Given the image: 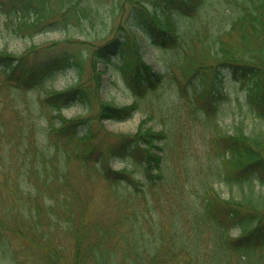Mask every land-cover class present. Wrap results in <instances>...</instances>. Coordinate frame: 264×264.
<instances>
[{
	"label": "trees",
	"instance_id": "obj_1",
	"mask_svg": "<svg viewBox=\"0 0 264 264\" xmlns=\"http://www.w3.org/2000/svg\"><path fill=\"white\" fill-rule=\"evenodd\" d=\"M224 2L229 8L227 12ZM118 3L125 9L127 4L130 5L129 28L121 27L120 34L92 49L93 68L101 76L100 73L105 72L107 67L101 68L100 64L107 65L111 55L119 53L115 69L120 70L132 94L144 96L157 88L163 79V73L155 71L144 57V39L158 49L183 46L186 33L181 32L182 25L190 24L199 10H208L210 3L208 0H119ZM214 6L219 8V12L224 8L219 28H215V22L212 25L217 35L209 37L206 47H203L206 53L202 55L197 54L193 45L190 46L192 50L182 58L186 66L183 76L191 82L194 92L201 99L214 103L216 109L215 102L224 98L220 86L224 75L234 73L240 79L247 77L250 82L245 95L246 114L262 120L264 0H220L218 4L212 3L210 8ZM92 8L90 0H0V13L9 20L12 31L28 38L48 28L76 31L78 28L70 25L68 20L74 18L78 21L82 15L90 17ZM227 21L229 27L221 30ZM195 41L196 38L194 44H197ZM58 43L44 45V48L32 44L19 54L2 49L0 82L18 97L22 90L35 89L61 71L71 68L80 70L81 65L87 62L86 55L82 53L79 56L75 50H61ZM94 81L97 84L95 87L91 86L92 82L84 83L80 78L61 91L43 88L41 101L51 107L54 114L50 125L43 115L44 126L36 125V128L43 129L42 139L33 143L25 135L19 144V157L24 159L31 154L29 160L32 158L35 164L33 166L29 160L25 162L26 168L31 163L27 169L28 179L32 177L34 182H26L16 190L18 201L13 202V196L9 194L0 203V259L10 257L16 264H264V192L255 191L252 186L242 188L239 196L221 197L213 178L195 172L189 165L187 173L190 177H187L193 185L190 184L188 193L190 206L185 207L183 214L187 217L177 215L176 219L172 218L167 232L163 223V228L158 222L154 225L142 223L136 215L137 209L123 218V222L131 223L129 231L111 232L88 215L82 218L81 223L75 224V215L68 205L69 196L61 188V185H67L64 174L69 171L71 158L75 156L66 154L64 145L57 138L86 140L91 138L94 119L100 123L104 119L124 121L140 110L138 101L119 106L103 99L94 116H66L63 109L77 102L92 111L91 101L103 86L102 81ZM242 102L238 100L240 110L245 105ZM143 119L136 132L111 131L112 140L99 148V154L96 153L98 147L88 143V139L85 146L87 153L76 156L83 164L91 159L94 166L99 164V172L110 179L112 186L126 192L124 202L134 201L137 197L133 194L135 189L137 193L142 189V196L149 201V189L168 172L165 143H168L170 133L150 126L148 117ZM3 124L1 120L0 125ZM232 128L233 132L220 134L225 147L216 151L219 160L218 166L216 163L213 167L217 172L216 178L230 186L241 187L258 179L259 184L264 186V127L258 125L249 131L245 127V119L241 118ZM55 133L57 135L53 139ZM11 140L9 137L8 141ZM39 158L42 160L40 163ZM111 158L130 161L135 167L142 168L143 176L138 177L126 166L123 169L112 167L107 162ZM16 168L21 169L20 166ZM6 172L0 170V174ZM54 180H58L60 187ZM5 183L15 188L19 181L12 185L7 179ZM137 183L141 184V188ZM146 205L148 210L152 209L150 202ZM61 231L72 239L70 254L60 240L56 241ZM232 231H236L235 236ZM10 235L26 239L24 251L27 250L28 256L22 262L18 261V252L8 254L12 244Z\"/></svg>",
	"mask_w": 264,
	"mask_h": 264
},
{
	"label": "rangeland",
	"instance_id": "obj_2",
	"mask_svg": "<svg viewBox=\"0 0 264 264\" xmlns=\"http://www.w3.org/2000/svg\"><path fill=\"white\" fill-rule=\"evenodd\" d=\"M90 1L93 7L90 17L82 15V18L78 20L79 22L74 18L68 20V23L77 27L78 30L64 32L59 29L48 28L32 38L16 35L9 26L11 25L9 20L3 13H0V51L6 48L19 54L32 44L44 48V45H51V43L58 41V47L61 50H75L79 56L84 53L87 57V62H84L83 66L81 65L80 70L61 71L54 78L49 79L45 84L35 89L22 90L18 97H16V93L5 88L7 85L0 82L2 93L0 95L2 96V99H0V121H4L3 126L0 125V132L2 131V134L0 133V170L8 171L5 174H0V203L9 194H11V197L13 196V202L15 200L18 201L16 190L26 182H34L32 177H30V180L28 179L27 169L31 163H29L27 168L25 166V162L30 159L31 154L21 159L19 157L21 151L19 144L21 140H24L25 135L33 143L35 140L39 141V138L42 139L43 129L41 127L36 128V125L44 126L45 120L50 125L54 112L51 107L43 105L41 101L42 96H44L42 93L43 88L67 89L80 78L83 79L84 83L92 82L91 86L93 87L97 85L94 80L96 82L97 80L102 81L103 86L91 101L93 107L91 112L88 111L87 107L77 102L63 110L67 116L74 117L87 114L94 116L99 111V106L102 104L103 99L119 106L130 104L137 99L140 110L124 121L104 119L100 123L98 119H94L95 122L91 125V138H87L86 140L57 138L64 145L63 149L66 154L69 153V155L75 156L71 158L69 171L64 174V177L67 178L65 180L67 185H61L66 195L69 196L68 199L70 201L68 205L72 207L73 214L75 215L73 218L75 224L81 223L82 218H86V215H88L91 216L92 220L98 222L100 226L104 227V229L106 228L111 232L117 233L116 231L120 230L129 231L131 223L123 222V218L137 209L136 215L142 223L146 222V224L154 225V222H158L162 228L163 223L166 226L163 229L167 232L172 218H175L177 215L187 217L186 214H183L185 213V207L190 206L188 193L190 184L193 185L189 180L190 175L187 173V165L197 173L207 174V176L212 177L214 185L219 192L218 194L221 197H229L230 195L239 196L242 188L247 189L252 186L255 188V191L261 190L264 192V186L259 184L258 179L247 182L242 187L239 185L230 186L227 183L219 182L216 178L217 172L213 169L216 163L218 166L219 160L216 158L217 149L220 150L225 147V142L220 137L221 133L225 131L229 133L233 132L232 126L241 118L245 119V127L249 131H252L258 125L264 127V119L256 120L255 117L246 114L247 102L245 101V95L250 80L247 77L240 79L234 73L225 74L223 81L220 82L221 94L224 98L218 103L217 101L215 102L218 106L216 109L214 103L207 102L204 98L201 99L199 94L194 92L188 78L183 76L186 66L183 64L182 58L184 59L185 54H188L192 50L190 46L193 45L197 54L202 55L206 53L203 47H206L205 44L209 37L217 35V31L214 29L219 28V19H221V14L224 13V8L219 12V8H216L217 6L210 8V5L212 3L218 4L220 0H208V3H210L208 10H199L193 16L190 24L182 25L181 32L186 33L183 46L156 49L144 39L143 45L146 50L144 57L154 66L155 71L163 73V79L152 92L139 98L134 96L125 87L121 80L124 77L119 73L120 70H113V68H116V63L112 62V59L108 60L107 65L104 63L100 64L101 68L107 67L105 72L100 73L101 76L97 74V69L93 68L92 63L94 60V52H91L92 49L94 50L97 45L107 42L115 34H120L121 27H128L127 20L131 15L129 11L130 5L127 4L125 9L120 6L119 0ZM225 7V11L227 12L229 9L228 5ZM214 22L215 28L213 29L212 25ZM228 23L227 21V24L223 27L221 26V30L228 28L230 25ZM80 24L82 26H79ZM122 30L125 31V29ZM191 31H193V34ZM67 34L70 35L68 39L70 41L66 40L68 38ZM194 38H196L195 42L197 44H194ZM78 76L80 77L78 78ZM188 83H190L189 87ZM184 89L186 90L184 91ZM238 100H242L244 101L242 103H245L241 109L242 111L238 106ZM42 115L45 120L41 119ZM146 117H148L150 126L170 133V137L167 139L168 143H165V153L169 159L168 172L162 180L155 183L149 189V201L142 196L144 195L142 189L139 191L140 193H137L135 189L133 194L137 195V197L134 201L132 203L124 202L123 197L126 192L124 189H115L112 186L110 179H106L99 172V164L94 166L93 159H88L90 161L83 164L84 162L76 156L78 154L82 156L83 153H87L85 146L88 139L90 140L88 143L98 147L96 153L99 154V148L104 147L109 140H112L111 131L113 133L136 132L144 120L143 118ZM203 117L205 121H203ZM56 135L55 133L53 139H55ZM9 137L12 139L10 142L8 141ZM14 142L15 144H13ZM34 147L32 145L31 148L34 149ZM41 157H43V154ZM94 157L95 154L92 155V158ZM31 160L29 161L32 162ZM59 160L57 163H59ZM40 162L42 160L39 158L38 163ZM107 162L117 168L123 166H126L127 169L134 168L135 173H138V177L143 176L142 168L135 167L130 161L122 158H111L107 159ZM32 165L35 166L33 162ZM17 166H20L21 169L16 168ZM55 170L57 171V167H55ZM7 179H9V183L12 185L18 181L19 184L17 186L15 184V188H12L5 183ZM192 180L195 182L194 179ZM54 181L60 187L58 180ZM137 186L141 188L140 183H137ZM149 202L151 210L147 209L146 204ZM129 205L132 206L129 207ZM137 219L135 220L136 224H138ZM119 220L121 223H119ZM181 229L186 232L183 227ZM64 232L61 231V233L57 234L56 241L60 240V244L70 254L72 251V239L66 237ZM169 233L171 234L172 230ZM9 237L12 244L8 254L18 252V261L22 262L28 256L27 250L24 251L26 239L13 235ZM164 246H166V243H164ZM28 261L29 258H27ZM0 264L16 263L12 262L10 257H7V259H0Z\"/></svg>",
	"mask_w": 264,
	"mask_h": 264
}]
</instances>
